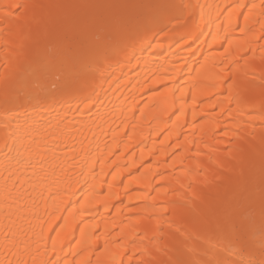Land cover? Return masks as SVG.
Instances as JSON below:
<instances>
[{"label":"bare ground","instance_id":"bare-ground-1","mask_svg":"<svg viewBox=\"0 0 264 264\" xmlns=\"http://www.w3.org/2000/svg\"><path fill=\"white\" fill-rule=\"evenodd\" d=\"M108 1L0 0V264H264V0Z\"/></svg>","mask_w":264,"mask_h":264},{"label":"rangeland","instance_id":"rangeland-1","mask_svg":"<svg viewBox=\"0 0 264 264\" xmlns=\"http://www.w3.org/2000/svg\"><path fill=\"white\" fill-rule=\"evenodd\" d=\"M97 1H98L99 3H98V2H96V3H98V4L101 5V7H100V12H101L102 16H103L104 18H108V17L111 15V13H112L111 10H108V9L106 8L107 5H108V2H109V1H108V0H105V1H103V0H97ZM141 2L143 3L144 0H142ZM106 4H107V5H106ZM103 6H104V8H103ZM62 7H63V6H62ZM65 7H67V5L64 6V8H65ZM62 10H63V9H62ZM65 10H66V12H64V11H62V12L65 13L66 15L64 16V14L62 13L61 17L59 16V18H58L59 21H60V22H58V26H59V27H60L63 23H64V24L66 23V22H65V21H66V19H65L66 17H71L70 15H71L72 13L69 12V11H67V8H66ZM68 14H69V15H68ZM63 17H65V18H64V21H63ZM58 19H57V20H58ZM67 19H68V18H67ZM61 21H62V22H61ZM105 21H106V19H105ZM83 23H87V20L83 21L82 24H83ZM64 24H63V25H64ZM63 25H62V26H63ZM107 36L110 37V35H109L108 33H107ZM262 124H263V123H261L260 125H262ZM253 209H254L253 211H255L256 208L254 207ZM253 213H255V212H253Z\"/></svg>","mask_w":264,"mask_h":264},{"label":"snow or ice","instance_id":"snow-or-ice-1","mask_svg":"<svg viewBox=\"0 0 264 264\" xmlns=\"http://www.w3.org/2000/svg\"><path fill=\"white\" fill-rule=\"evenodd\" d=\"M15 7H16V8H23L24 5H16Z\"/></svg>","mask_w":264,"mask_h":264}]
</instances>
